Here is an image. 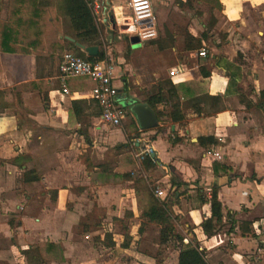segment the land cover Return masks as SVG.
<instances>
[{"label": "crops", "instance_id": "1", "mask_svg": "<svg viewBox=\"0 0 264 264\" xmlns=\"http://www.w3.org/2000/svg\"><path fill=\"white\" fill-rule=\"evenodd\" d=\"M92 3L103 31L118 26L126 40L119 37L114 45L113 84L124 114L117 128L94 111L89 80L67 79L69 95L61 94L58 65L67 51L50 44L73 39L72 32L58 35L41 52L40 45L18 52L16 42L12 53L0 49V264H38L34 260L45 255L46 243L56 245L60 257L39 264H91L81 255L75 227L95 212L130 221L135 237L123 243L127 247L113 243V249L135 264H177L188 244L205 250L208 264H264V109L258 103L264 91V0H195L190 6L184 0H150L165 32L158 34L155 24L153 38L138 47L125 26L127 0ZM194 9L202 13L196 17ZM174 27L183 35H175ZM190 38L201 48L186 50ZM171 86L182 121L169 114ZM158 94L165 101L152 104L149 98ZM201 138L212 142L199 143ZM148 146L154 166L146 168L148 156H139ZM39 163L43 175L36 174ZM213 164L228 170H213ZM171 178L181 185L171 186ZM213 186L223 219L207 238L200 225L210 218V205L198 198L208 200ZM150 188L154 196L156 190L163 193L159 199L175 192V231L183 237L182 244L163 245L160 257L152 254L160 246L158 227L138 232L141 213L151 205ZM246 224L254 237L241 235ZM148 231L151 241L144 246L139 241Z\"/></svg>", "mask_w": 264, "mask_h": 264}, {"label": "trees", "instance_id": "2", "mask_svg": "<svg viewBox=\"0 0 264 264\" xmlns=\"http://www.w3.org/2000/svg\"><path fill=\"white\" fill-rule=\"evenodd\" d=\"M185 5L190 6L192 2L195 0H184ZM45 3L48 4L47 1H40L38 3H34L31 9V16L29 19H27L24 22V25L27 28H34L37 29L39 27L41 18H42V12L43 7H45ZM92 1L91 0H56V8L59 11L60 15L67 18L70 29L72 32V37L75 42L82 45L83 47H91L95 46L98 48L96 56L90 57L86 55L83 50L79 49L77 46H75L74 43L70 42L69 40H63L61 42H54L50 45H53L55 47H58L59 49L68 48L72 51H76L77 54H74L77 57H80L82 59H85L89 62H99L102 60L107 59L106 52L101 49V27L97 24V20L95 15L92 11ZM35 33V32H34ZM38 34V33H37ZM39 35V34H38ZM187 40V39H186ZM11 42H16L15 39H12V33L9 27H4V29L1 32V39H0V49L4 53H12L14 52V49L10 46ZM188 42V41H187ZM193 42L194 45H190V43ZM40 45V41L38 37L35 36L33 40L27 41V46L36 47ZM187 45V44H186ZM201 45L200 42L190 38L189 39V46H185L186 50H197L200 49ZM201 75L203 77L209 76V70L206 72L202 71L201 69ZM259 106L264 109V91L259 92ZM166 98L169 99L171 104V112L169 113L173 121H182L183 115L181 114L179 110V103L178 99H176L174 88L171 86L166 94ZM149 101L152 102V104H158L161 102H164V96L163 95H154L151 98H149ZM212 101H218V98H212ZM73 106V112L76 114L75 106L76 103L72 104ZM208 140L209 142H212L208 138L206 139H199V143ZM153 159L148 156L144 159L143 163L146 168L154 166ZM218 165L213 164V170H215ZM220 169L225 173L227 172V168L223 166H218ZM171 186H177L179 187L181 184L176 183L174 179L171 178ZM149 192V198L151 201L150 207L143 211L141 213V223L140 227L138 229L139 234L142 233L143 228L146 225H154L158 227V243L160 246L166 245L169 241L174 240L175 242H179L182 244L183 237L176 233L175 231V225L179 221L178 216H175L172 207L177 203V199L175 197V192L169 195V197H165L164 199L156 198L153 195L154 189L150 188ZM199 203H205L208 202L210 205V218L204 220L202 224L200 225V228L203 232V234L209 238L213 235H215L218 231V227L222 223L223 214H222V206L220 202L217 199V186H213L211 188L209 198L206 200L205 198H198ZM227 219L231 218V214L228 212L225 216ZM245 231L241 232V235L243 237L250 236L254 237L255 234L251 232V226L250 224H246ZM233 231L232 226L229 228V232ZM111 240V239H109ZM108 247H113V242H109ZM122 247H127V245H124ZM227 254H231V251L224 250ZM59 249L56 245L52 243H46L44 248V253L46 257H48L50 260L58 261L59 257L56 258L58 255ZM206 253L205 250H199L198 246L195 244L193 246L191 245H184L181 247L177 264H208L206 261Z\"/></svg>", "mask_w": 264, "mask_h": 264}, {"label": "rangeland", "instance_id": "3", "mask_svg": "<svg viewBox=\"0 0 264 264\" xmlns=\"http://www.w3.org/2000/svg\"><path fill=\"white\" fill-rule=\"evenodd\" d=\"M48 2L51 7L43 8L42 18L37 29L34 28H27L24 25V22L30 18L31 16V9L34 3L40 2V0H0V39H1V32L4 27H9L12 33V39L16 40L15 49L20 52L21 50H28L26 48L27 41L33 40V38L38 37L40 41V46L37 49V52H41L42 48H50L49 46L51 41L55 40L56 37L60 34H71V29L68 20L61 16L59 11L53 7L54 0H45ZM93 1V0H91ZM34 2V3H33ZM182 8H179L181 11ZM199 10V11H198ZM192 10L195 13V16H198V13H202L200 9ZM186 15L183 16L181 14L180 18H185L188 16L189 13H185ZM194 15V14H193ZM97 17V15L95 16ZM153 18L156 26H158V34H162L165 32L162 28L159 27L157 22V17L153 13ZM196 20V18H195ZM102 28V27H101ZM175 32L174 34L179 36L183 35L180 31L181 29L178 27H174ZM101 49L104 50L107 54V61L108 63L114 68L115 62L114 58L116 56V51L114 49V45L116 41L120 40L119 37L126 41L123 38V35L120 31L118 26L113 28V31L105 32L103 28L101 29ZM35 32V33H34ZM39 35H38V34ZM124 33V32H123ZM54 34V35H53ZM125 34V33H124ZM57 40V39H56ZM111 41V42H110ZM24 46V47H23ZM128 46V45H127ZM40 47H42L40 49ZM135 49V48H133ZM35 51V50H34ZM64 51L73 52L77 54L76 51H72L70 49H60L59 52L62 53ZM56 58V57H55ZM114 75V74H113ZM94 111L97 113L98 109L94 106ZM108 126V125H107ZM110 128H117L111 127ZM72 157L70 160L73 161ZM82 160V158H81ZM66 164L72 165L70 161ZM43 164L39 163L36 170V174L43 175V170H41ZM39 169V170H38ZM38 170V171H37ZM73 174V173H72ZM72 179H75V175H72ZM142 178V177H141ZM87 198L91 199L90 191L88 190V194H86ZM114 223V227L112 226ZM130 221L128 219L121 220L120 222L118 219L115 218H108L105 215H101L100 212H95L92 218H83L79 220V224L75 227V233H78V237H80L81 241H77L78 248L81 251V255L88 260L92 261L91 264H135L134 259L130 257L127 253H123L118 249H113V247H108L109 242L115 243L117 246L121 244H125L127 242L132 241V237H135V233L130 231ZM150 225V224H149ZM154 226V225H153ZM147 227V225H146ZM144 229V228H143ZM225 230V229H224ZM152 231H148L147 235H145L140 241V244H144V246L149 244L151 241V234ZM143 233V231H142ZM140 233V234H142ZM132 235V237H130ZM111 239V240H109ZM114 240V241H113ZM176 245L174 240L169 241L165 246L171 247V245ZM110 248V250H108ZM115 248V247H114ZM152 254H156V257L162 256L164 254V248L159 246L157 251H154ZM37 259L34 260V263H40L42 261L45 263V260H50L48 257H41V255H37ZM75 256V255H73ZM58 255L56 256V258ZM51 261V260H50ZM74 261H78L75 258ZM157 264H161V261H158Z\"/></svg>", "mask_w": 264, "mask_h": 264}, {"label": "built area", "instance_id": "4", "mask_svg": "<svg viewBox=\"0 0 264 264\" xmlns=\"http://www.w3.org/2000/svg\"><path fill=\"white\" fill-rule=\"evenodd\" d=\"M130 16L126 28L133 32L139 41H146L155 35V22L151 10L150 0H127ZM98 6L92 4V11L95 15ZM199 56L205 53L200 51ZM58 80L61 85V94L69 95L66 88V80L72 78H84L92 82L93 86L89 92V99L97 106L99 110L100 121L108 126L117 127L123 120V109L118 105L117 89L113 84L114 68L108 61L89 62L85 59L75 56L71 52L62 54L58 65ZM169 77H174L175 72L168 73ZM153 155L152 148L145 147L140 154V160L143 156ZM216 156V155H215ZM156 197H162L161 191H155Z\"/></svg>", "mask_w": 264, "mask_h": 264}, {"label": "water", "instance_id": "5", "mask_svg": "<svg viewBox=\"0 0 264 264\" xmlns=\"http://www.w3.org/2000/svg\"><path fill=\"white\" fill-rule=\"evenodd\" d=\"M68 40L72 43L75 44V46H77L79 49L83 50L88 56L93 57L96 56L98 48L95 46H91V47H83L82 45L78 44L77 42H75L73 39L68 38ZM130 43L133 47H138L139 46V40L137 37H131L130 38ZM152 118V116H151Z\"/></svg>", "mask_w": 264, "mask_h": 264}]
</instances>
